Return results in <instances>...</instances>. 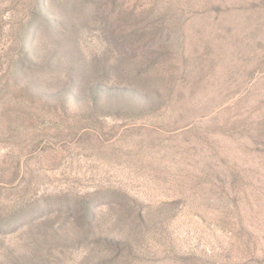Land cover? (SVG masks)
Here are the masks:
<instances>
[{"label":"rangeland","instance_id":"374dc122","mask_svg":"<svg viewBox=\"0 0 264 264\" xmlns=\"http://www.w3.org/2000/svg\"><path fill=\"white\" fill-rule=\"evenodd\" d=\"M0 264H264V0H0Z\"/></svg>","mask_w":264,"mask_h":264}]
</instances>
